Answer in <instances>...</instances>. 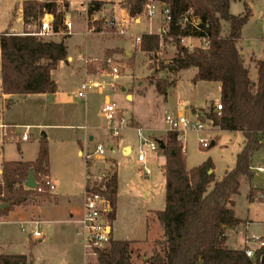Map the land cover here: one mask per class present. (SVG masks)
Segmentation results:
<instances>
[{
  "label": "trees",
  "instance_id": "16d2710c",
  "mask_svg": "<svg viewBox=\"0 0 264 264\" xmlns=\"http://www.w3.org/2000/svg\"><path fill=\"white\" fill-rule=\"evenodd\" d=\"M157 1L170 8L172 22L169 31L178 47L172 59L175 71L196 67L198 73L194 81L219 82L221 84L220 115L212 105L205 117L215 127L223 131L241 132L245 138L241 151L236 156L235 167L217 179L213 161L209 158L201 165L191 169L186 165V154L177 138L170 131L162 150L166 156V207L156 215L163 227V239L146 264H264V246L256 250L254 257H248L243 249H232L226 245L227 227H235L243 222L233 209V197L239 194L241 179L253 180L252 159L264 145V59L256 60L257 80L250 75L238 41L242 29L252 16V9L246 2L244 11L235 15L230 7L237 0H127L125 7L130 17L140 16L146 5ZM104 5L103 1L89 4L91 14ZM193 10L198 19V27L181 25L180 18ZM52 12L56 17V2H23L24 25L37 23L40 28L44 13ZM55 17V20H56ZM90 28L101 31V26ZM54 29L58 27L54 23ZM35 31L13 34L4 31L0 34L2 92L8 95H30L55 93L57 83L52 72L59 62L67 60L68 47L64 40L56 42L45 40ZM205 39L207 46L190 50L181 45L183 38ZM160 34H143L141 48L152 52L160 48ZM162 64V63H161ZM163 67V64L161 65ZM157 72L160 69H156ZM155 84L159 93L164 94L174 81L157 79ZM49 147L47 140H41L38 158L35 162L6 161L3 163V180L0 182V217L8 215L12 207L28 202L37 189L24 186L30 170L33 169L38 186L47 189L43 178L48 176ZM212 171V172H210ZM117 175L111 178L107 195L113 211L110 218L116 219ZM264 190V189H263ZM40 194V193H39ZM264 194V193H262ZM253 200V189L249 192ZM264 201V198H262ZM5 206L1 207V205ZM264 240V237H261ZM138 241L113 239L111 245L98 251L97 264H134L132 244ZM0 264H29L26 254H0Z\"/></svg>",
  "mask_w": 264,
  "mask_h": 264
},
{
  "label": "rangeland",
  "instance_id": "374dc122",
  "mask_svg": "<svg viewBox=\"0 0 264 264\" xmlns=\"http://www.w3.org/2000/svg\"><path fill=\"white\" fill-rule=\"evenodd\" d=\"M67 1L70 3V10L67 9L68 2L66 1L63 3L57 2V5L63 13L66 14L69 12L71 14L74 25L72 33L66 34V29L63 23H61L59 27L62 28L63 31L60 35L49 36L43 39L64 40L70 36L67 44L69 46V52L74 56L75 61L74 63H62L59 65V67L53 71L52 77L56 81L60 92L65 93L69 99L71 98L78 112L76 115H73L68 109L64 111L55 104V101L53 102L52 96L42 97L40 95L20 100L16 106L4 110L2 106L0 73V112L3 113L6 123L16 122L18 124L15 126V129L6 128L5 131L14 130L16 135H20L26 130V125H31L29 126V131L33 134V138L28 142L19 143V141L16 140L17 138L14 139L13 137L4 142L2 128L0 127V164H2L3 161L20 159L21 153L19 151V145L24 149L26 156H29L27 150L35 149L40 140H38V128L36 125L40 123L49 125L56 124L60 126L52 127L51 137H48L47 141L48 147H51V157L61 184L69 185L71 181L68 175L72 173L74 175V182H76V167L79 166L80 163L86 162L85 157L80 158L76 155V150L70 146L71 143H77V138L82 139L86 133H91L95 136V139L89 140L88 138L89 146L85 149L91 154L94 153L99 143H103L105 147H108L109 143H115L118 139H123L129 141L133 145V153L130 156L121 158V160L119 159V161L125 176L131 178L133 182L141 188V181L146 178L143 176L142 179L140 178L141 174L139 172L137 160V145L139 141L137 127L130 125L123 126L121 129V136L114 139L111 138L110 133L106 130L107 122L100 114L105 96L91 93V91L87 99L80 98L77 95L81 84L85 81L83 76L84 69L81 67L85 56L92 55L95 57L96 61L92 59L93 62L88 64V67L92 68L99 78L107 79L109 82L114 80V82L118 84L117 89H112L108 86L106 88V93L111 94L113 97L112 101L118 109L119 116H124L128 123L131 121L132 117L138 118L143 126L147 128V133L152 136L151 140L159 139V136L168 129V125L165 122L166 113L178 114L184 109V113L188 117H193V109L197 108L196 110L199 111L201 107H208L202 110V113H205V111L207 113L211 104L218 100L219 90L213 83H195L193 80L196 73L195 68L175 71L173 76L165 78L168 81H174V79H176V85L168 87L164 94L159 93L153 83H149L148 79L140 80L145 79L144 77H137L135 79L137 81L134 82V75L139 76L147 69L149 71L148 78L154 76L157 79H164L162 76L166 75V73L170 74V67L166 66L173 65L172 59L178 49L174 40L162 31L160 33L162 43H160L159 50L146 52L147 54L143 56L144 59H142L141 55L136 57L138 50H142L141 44L143 41V34L141 35L140 33H143L145 29L143 27L144 24L137 27L132 26L136 23L135 19L140 17H144L146 20L150 19V17L146 15V8L140 16L131 17L129 19L116 20L109 17L93 19L91 23L96 27L101 26L103 29L101 32H95L91 30L90 24L88 26L86 13L82 10V4H87L91 0ZM22 3L23 0H0V34L4 31L14 33L18 31L39 30V26L36 22L24 27L22 22L17 19L20 16ZM250 6L252 9V16L243 28L244 44L248 49H252L259 57L262 56L264 51V0H254L250 2ZM244 9L243 0L233 1L231 3L230 11L235 15L241 14ZM56 19L60 20L58 17H56ZM62 19L63 17L61 18V22L63 21ZM107 19L116 20L118 22L126 20L127 33L122 35L118 33L115 28L104 27ZM12 28L15 30H12ZM86 32L91 36L104 32V36L112 40H104L102 38L93 39ZM137 36L141 37L140 42H137ZM116 44H123L124 47H126L127 44H131L129 46L131 48L129 55L121 53L122 56H118L111 50L100 58L104 46H113ZM181 45L191 50L204 46V42L197 38H186L181 40ZM107 58H111L112 65L119 69L117 79H113L114 77L110 76L112 70L105 64ZM245 60L250 69L251 78L255 77V70L251 69L252 63L248 62V59ZM160 61H162L163 67ZM144 62L147 66L144 65ZM78 67H81V69H78ZM162 68L165 69L166 72L161 76L160 70L157 72L156 69ZM140 82H142L141 85ZM127 92L133 94L131 100L126 98ZM186 106H189V109L185 110ZM202 113H200V117L205 121L206 128L203 131L191 130L185 134L183 145L185 146L187 164L196 166L211 157L214 162V170L217 178H222L227 170L229 171L235 167L236 156L242 148L243 138L241 133L219 130L217 143L213 146L203 147L200 143V138H207L212 143L214 139L211 138V135L214 134L213 132L217 129L212 128L211 124L213 125V122L206 120L207 118ZM213 127L215 126L213 125ZM169 132L168 130V133ZM105 155H114L120 158V148H117V154H113L112 150L108 148ZM66 157H68L67 166L63 160V158ZM96 159H94L93 162H95ZM109 163L110 162H107V165H113L115 168L113 163ZM254 164H261L264 166V145L255 153ZM72 168L73 172H71ZM152 169L153 172H155V168ZM252 171L256 174V171L253 169ZM44 176L45 175L42 174V176L39 177L40 180L44 178ZM152 176L153 174L149 178L151 179ZM248 182L254 185L252 188L254 198L253 200L249 198V184L246 178L243 177L241 179L240 193L236 196V214L241 218L250 217L256 221H264V201L262 198H259V194L264 193V187L253 183V181L249 179ZM48 200H52L51 191H38L36 194H32L29 197L26 204L12 207L8 215L12 213L14 216H17L19 221L26 222L29 220H36L39 218L37 214L38 207L42 206L44 202ZM142 200L143 198H139V201ZM124 201L128 203L129 198L126 197ZM8 215L1 216L0 222L5 221ZM137 220V218L130 221L128 220L123 223L121 227L123 229H128L129 227L131 230H135L136 233L140 230L143 231L140 222ZM24 226L25 230H23L17 222L2 223L0 225V235L3 240L11 243L12 249L10 250L26 254L29 264H36L35 260L38 264H55V259L59 260V263L56 264H75L73 259L76 258L77 254H80L83 260L84 251L82 244H80L79 238L74 236L69 226L65 228L63 225L59 224L47 225L42 223L40 226L44 235L42 241L33 236V231L35 230L34 224L27 223ZM143 232L147 233L146 229ZM242 232H244V230L240 228L238 230V235L232 237L233 232L230 230L229 234L231 240H233L232 242H234L232 243L233 246L240 245V240L243 235ZM147 234L149 241H139L132 244V260L134 264H146L145 261L151 257L155 251L161 250V246L157 243L163 239L161 231L158 230L159 237L155 240L154 238L157 235L155 231L152 230ZM248 234H256L259 237L264 236V224L260 223L250 228ZM116 236L119 235L115 233V237ZM2 244L3 242L1 241L0 251L4 250ZM251 247L255 249L258 246L253 244ZM243 248H246V244ZM89 263L97 264V258L94 257L93 262L91 259Z\"/></svg>",
  "mask_w": 264,
  "mask_h": 264
},
{
  "label": "crops",
  "instance_id": "0c3cea01",
  "mask_svg": "<svg viewBox=\"0 0 264 264\" xmlns=\"http://www.w3.org/2000/svg\"><path fill=\"white\" fill-rule=\"evenodd\" d=\"M24 1L25 0H23V2ZM65 1L68 2L67 0H65ZM93 1H103L104 5L99 10H95L93 13L90 14L88 12V7H89V4ZM126 1L127 0H91L87 4H82V10H84V12L86 13V18L88 19V26H89V21H92L93 19L108 18L109 17V18H113L116 20H124V19L131 18L129 13H128L127 8L124 5ZM253 1L254 0H243V2L244 3L246 2L247 4H249V6H250V2H253ZM59 2L63 3L61 1H59ZM67 9L70 10V3L69 2L67 3ZM57 13L60 14V17H58V18H60V20L56 19L55 25L57 27H59L61 25V23H63V21L61 22V18L62 17L64 18L65 13H63V11L59 8L58 5H57ZM66 14L71 15L69 12ZM19 15L20 16L17 19L20 20L22 22V25L25 27L24 19L22 18V16H23V3H22V7L20 9ZM57 22H59V23H57ZM135 22L136 23L132 27H137V26H141L144 24L143 27H144L145 31L143 33H140L141 35L146 34V33H159L160 34L166 28V24L164 23V17L162 15V13L159 11L157 12L155 17L150 18L149 20H146L144 17H140L138 19H135ZM163 24H164V27H163ZM12 30H15V29L12 28ZM16 31H18V30H16ZM101 31H95V32H101ZM24 32L18 31L17 33H24ZM86 33L88 34V32H86ZM88 35L91 36L90 34H88ZM69 37L64 39V41L68 47L67 60L59 62L58 67L62 63L70 64V63H74V61H75L74 56L71 55L69 52V46L67 44ZM91 37L93 39L102 38L104 40H112V39H107V37L104 36V32L99 33L98 35H95V36H91ZM62 40L63 39H55L54 41L60 42ZM244 40L245 39L243 37V29H242V37L238 41V46H239L242 54L244 55L245 59H248V62L252 63L251 69L255 70V75H256L255 77H252V78L254 81H256L257 77H258V73H257V66H256L255 61L264 59V55H263L264 51H263L262 56H259L260 57L259 58L252 49H250V48L248 49V47L245 46ZM122 43H123V41H122ZM161 43H162V41H161ZM122 45L123 44H116L113 46H104V49L102 50V55L100 56V58L103 57L104 54H106L108 51H111V50H113V52L118 56H122L121 53H124L125 55H129V53L131 52L130 51L131 48L129 46L131 44H127V46H126L127 49H126V47H124V45L123 46ZM176 53H177V51H176ZM176 53H175V55H176ZM144 54H147L146 51L138 50L136 57L141 55L142 59H144V57H143ZM89 58H90V60L95 59V57H93L92 55H86L84 62H83V65H81V67L84 69V71H83V76L85 78L84 82H87L89 84V87H88L87 92L85 93V96L80 97V98L87 99L88 94L91 91V93L105 96L104 103H103L102 107L106 103H109V102L113 103V101H112L113 97L111 96V94L106 93V88L109 86L112 89H117L118 84H116L114 82V80L109 82L107 79L105 80V79L99 78V76H97V74H95L94 70L92 68L88 67L86 60H88ZM160 62L162 63V61H160ZM144 65H146L145 62H144ZM168 66L170 67V70H169L170 74L166 73V75L162 76L163 74H165L166 71L163 68L160 69V75L164 79L167 78L168 76H173V74L175 73V68H173L174 65H167L166 67H168ZM81 67H78V69H81ZM191 68L196 69V73H195V76H196V74L198 73V69L196 67H191ZM148 72L149 71L147 69L146 71H143V73L139 76L134 75V79H133L134 82L137 81V80H135L137 77H141V78L144 77L145 79H140V80L148 79L149 83L152 84V82H151L152 76L148 78V75H149ZM0 73H1V49H0ZM195 76H194V78H195ZM117 78H118V76L114 77L113 79H117ZM194 78H193V80H194ZM95 82L99 83L98 87L94 86ZM199 82L206 83V84L213 83L217 86V88L219 90V98L216 102L211 104V106L213 105L215 108L216 103L221 101V84L219 82H208V81H197L195 83H199ZM113 84H115V88H113ZM141 84H142V82H140V85ZM153 85L155 86L154 83H153ZM175 85H176V79H174V84L172 86H175ZM155 88H156V86H155ZM80 89H81V87H80ZM80 89H79V91H80ZM123 90H125V89H123ZM79 91H78V93H79ZM1 92H2V76H1ZM78 93H77V95H78ZM36 95H40L42 97L43 96H52L53 102L55 101V104L57 106H59L61 109H63L64 111H66L68 109L70 111V113L73 115H76L78 112L77 107L75 105H73L71 98L69 99L65 93H61L58 85H57V90L55 93L30 94V95H16V94L8 95V94H4L2 92L3 109L4 110L6 108L9 109L13 106H16V104L19 103L20 100H24L28 97L36 96ZM126 98L131 100L133 98V94L131 92H127ZM207 108L201 107V108H199L200 109L199 111L196 110L197 108H195L192 110V114H195L196 116H200V113H202V110L207 109ZM186 109H189V106H186L185 110ZM205 113H206V111H205ZM205 113H202V114L205 116ZM0 114L2 115L3 122L7 125V129L8 128L9 129H15V126H17L18 124L16 122L6 123L4 121L3 113L0 112ZM178 114H180V115L185 114L184 109L182 111H180ZM209 121L211 122V120H209ZM129 125L137 127L136 129L138 131V135H139V132H141L143 134V136H145L149 139H152V136H150L147 133V128L143 126V124L139 121L138 118L132 117L131 121L129 122ZM29 126H31V125H26V130L20 135H16L14 130H12V131L6 130L5 131L2 129V135L4 138V142L8 141L9 138H12V137L14 139L17 138L16 140L19 141V143L30 141L33 138V134L29 131V129H30ZM36 126L38 128V133H37L38 140L40 139L37 143L36 148L33 150H27V153H29L28 154L29 156H26L24 149H22V147L19 145V151L21 153V158L18 160H8L9 162L10 161L35 162L38 158V155H39L41 140H47L48 137L50 138L52 127H57L60 125H56V124L49 125L46 123H40ZM211 126H212V128L217 129L215 132H213L214 134L211 135V138L214 139L212 142H215V144H216L217 140L219 138V130L220 131H223V130L219 129L218 127H213L212 124H211ZM106 130H107V125H106ZM168 130H169V128L162 135L159 136V139H163V140L166 139V135L168 133ZM25 132L29 134L28 140L22 139V136ZM237 133H241V132L237 131ZM241 135L243 138V141H242V147H243L245 138H244L242 133H241ZM83 138H84V140H83ZM88 138H89V140H94L95 136L92 135L91 133H86L82 137V139H80V138L76 139L77 143L73 142L70 145L73 147L74 150H76V155L80 158H83L86 153H89L85 150L89 146ZM159 139H156V140L158 141ZM108 146H109L108 148L112 150L113 154H117V148H120V158L115 157L114 155H111V156L105 155L103 158L96 159L95 162H93V161L87 162L86 161L85 163H83V162L80 163L79 166L76 167V171H75V173H76L75 176L77 177L76 182H74L73 173L68 175L70 177V181H71V182H69V185L61 184L60 179H59V175L56 171V168L54 167L53 160L51 157V152H52L51 147L49 148V168H48L49 172H48V176L50 177V179L52 180V182L54 184V189L51 191L52 192V200H48V201L44 202V204L42 206L38 207L37 214H38L39 218L36 220L41 221V224L42 223L47 224V225L59 224V225H63L65 228L68 226L71 228L74 236H77L79 238V242H80V244H82L83 251H84L83 260L80 257V254L79 255L77 254L76 258L73 259L75 264H90L89 263L90 260L92 259V262H93V259H94V257L88 253V250L85 248V245H84L83 237L79 234V231L81 230V225L79 223V220L82 218L83 213H84V192H85L86 183H87V173L89 172V170L96 172V173L103 171L108 166L107 162L113 163L115 165L114 171L117 175V182H118L116 219L113 223L114 239L138 241V242L141 241L142 242V241H149L147 233H150V231H152V230L155 231L157 234L155 236L154 240L157 237H159L158 230L161 231L162 235L164 233L162 224L160 223V221L156 215L157 211L164 210L166 207V177H165V169H164V166L166 164V156H165L164 152L162 150H159V151L146 150V163L150 169V174L146 175L142 171V168H141L142 163L138 159L139 148L137 147L138 148L137 160H138V165H139V172L141 174L140 178L142 179V176L144 178H146V179H143L141 181V184H140L141 188H139L133 182V180L131 178H128L125 176V174L123 173V170L120 166V161H119V159L121 160V158L130 156L133 153V145L129 141H125L123 139H118L115 143H109ZM184 151H185V146H184ZM185 154H186V151H185ZM208 159L209 158H207L205 161H207ZM210 159L212 160L211 157H210ZM63 160L67 166L68 157L63 158ZM4 162H6V161H3V163ZM3 163L0 164V182L3 180ZM201 164H199V165H201ZM186 165H187L188 169L195 167V166L188 165L187 160H186ZM196 166H198V165H196ZM255 167H263L264 168V166L261 164H259V165L254 164V156H253L252 168H255ZM152 168H155V170H154L155 172H153ZM71 172H73V168L71 169ZM226 172H228V170ZM226 172L224 173V175L226 174ZM263 173H264V171L263 172H256V175L264 177ZM152 174H153V176L150 179L149 177ZM215 174H216V172H215ZM224 175H223V177H224ZM216 178H217V176H216ZM222 178H217V179L219 180ZM246 181L249 184V192H250V190L253 188L254 185H251L248 182V179H246ZM25 182H24V186H25ZM253 183L258 184L254 181H253ZM258 185L262 186L261 184H258ZM262 187H264V186H262ZM239 193H240V191H239ZM236 196H238V194L233 197V202H234L233 209L235 210V213H236V209H235V207H236L235 206L236 205ZM126 197L129 198L128 203H126L124 201V199ZM139 198H143V200L139 201ZM13 218H14V220H13ZM135 218H137L138 219L137 221L140 222L141 229H143V231L146 229L147 233H144L142 230H140L137 232L138 233L137 234L135 230H133V229L131 230L129 227H128V229H123L121 227V225L123 223L127 222L128 220L129 221L134 220ZM239 218L243 220V222L241 224H239L235 227H227V229H226V236H227L226 245L232 249H243L247 237H251V236L259 237L256 234L249 235L248 232H249L250 228L256 226L257 224H260V223L264 224V221H256L254 219H251L250 217H247V218L239 217ZM5 222H17L20 225L21 222L26 223L27 221L26 222L25 221H19L17 216H14L11 213L7 216V219L5 221L0 222V225L2 223H5ZM145 225H146V227H145ZM240 228H242L244 230V232H242L243 235H242V238L240 240V245L239 246H233L232 243H234V242H232L233 240H231V236H230L229 232L231 230L233 232L232 237H234L235 235H238V230ZM63 232H66V231H63ZM115 233H117L119 236L115 237ZM260 237H264V236H260ZM43 239H44V235H43V238L40 239V241H42ZM1 241L3 242L2 246H3L4 250L0 251V254H2V253L3 254H24V253L14 252V251L10 250V249H12L11 243L6 241V240H3L2 236H1ZM1 241H0V243H1ZM35 262H36V264H38L36 260H35ZM54 263L55 264L59 263V260L55 259Z\"/></svg>",
  "mask_w": 264,
  "mask_h": 264
},
{
  "label": "built area",
  "instance_id": "2783aa9c",
  "mask_svg": "<svg viewBox=\"0 0 264 264\" xmlns=\"http://www.w3.org/2000/svg\"><path fill=\"white\" fill-rule=\"evenodd\" d=\"M39 2H64L65 0H37ZM161 3L157 1H151L146 5V15L150 18L156 16L157 12H161L164 17V23L166 24V28L163 32L167 33L170 28V24L172 22V15L170 8L166 5H160ZM55 23V15L52 12L46 11L41 19V25L38 31H35L33 35H37L41 38L60 35L62 33V28L54 29ZM179 23L183 26L190 25L192 27H198V19L194 15L193 10L187 11L179 20ZM63 26L66 29V34H71L73 29V22L71 15L65 14L63 18ZM104 27L115 28L116 31L122 35L127 33V25L126 21L118 22L116 20H107L105 21ZM92 31H95V28H91ZM13 34H25V33H17ZM192 39L191 37H188ZM186 38H183L184 40ZM137 42L141 41V37H136ZM204 46H207V41L203 39ZM193 50V49H191ZM96 61V59H93ZM93 60H86L87 64L93 62ZM105 64L111 68L110 76L117 77L119 73V69L116 66L112 65V59L107 58ZM95 87L99 86L98 82L94 83ZM89 84L84 82L81 85V89L78 93L79 97H84L87 92ZM113 88H115V84H113ZM223 110V104L221 101L216 103L214 111L220 115ZM100 114L105 118L107 122V131L110 133L111 138H117L121 136V129L123 126L129 125L128 121L124 116H119V112L115 104L106 103L100 110ZM209 120V119H206ZM165 122L168 125L169 131L177 133L178 140L182 143L183 150L184 145L183 142L185 140V134L188 131H203L206 128V123L200 116H196L193 114V117H188L183 114H171L166 113ZM0 127L5 130L7 125L3 122L2 115L0 114ZM23 140L29 139V134L24 133L22 136ZM139 154L138 159L142 163V171L144 174H150V169L146 163V150L150 151H159L160 145L157 140H151L145 136L141 132H139V141H138ZM200 143L203 147H209L212 145L211 141L207 138H200ZM109 147V146H108ZM105 147L103 143H99L96 146V149L93 154L86 153L84 157L87 162H91L94 159L103 158L108 149ZM96 155V156H94ZM110 164V163H109ZM256 172H263V167H255L252 168ZM114 167L113 165H108L103 171L93 172L89 170L87 173V183L86 189L84 192V213L82 218L79 220L81 225V230L79 234L83 237L85 248L88 250V253L94 257H98V251L104 250L111 245L112 240L114 239L113 235V221L110 218V213L113 211V207L111 204V200L107 195V191L109 188V183L111 181L112 176L114 175ZM45 182V186L47 189L38 186L36 189L39 192L43 191H52L54 189V184L49 176H44L43 178ZM259 198H264V194H259ZM34 224L35 230L33 231V236L36 239H42L43 233L41 231L40 225L41 221L39 220H29L26 223L21 222L20 226L23 230H25V224ZM1 241V235H0ZM246 254L248 257H254L256 250L259 247L264 246V240H261V237H247L246 241ZM257 245L255 249L251 247V245ZM262 262L264 263V255L261 257Z\"/></svg>",
  "mask_w": 264,
  "mask_h": 264
},
{
  "label": "water",
  "instance_id": "95a60500",
  "mask_svg": "<svg viewBox=\"0 0 264 264\" xmlns=\"http://www.w3.org/2000/svg\"><path fill=\"white\" fill-rule=\"evenodd\" d=\"M173 68L176 69L175 66ZM158 143L160 145V149L164 150L166 148V143L164 142L163 139H159ZM213 145H215V142H212V146ZM210 172H212V171H210ZM253 181L264 186V177H261V176L255 174L253 177ZM25 186L28 189H36L38 187V182L35 178V173H34L33 169L30 170L29 176L25 182ZM3 206H5V204L1 205V207H3Z\"/></svg>",
  "mask_w": 264,
  "mask_h": 264
}]
</instances>
